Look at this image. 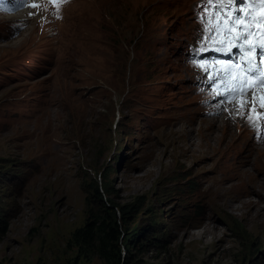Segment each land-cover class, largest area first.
<instances>
[{"label":"rangeland","instance_id":"rangeland-1","mask_svg":"<svg viewBox=\"0 0 264 264\" xmlns=\"http://www.w3.org/2000/svg\"><path fill=\"white\" fill-rule=\"evenodd\" d=\"M206 4L0 11V264H105L72 240L97 185L129 264H264V143L239 114L264 90L218 103L197 67L218 46Z\"/></svg>","mask_w":264,"mask_h":264},{"label":"snow or ice","instance_id":"snow-or-ice-1","mask_svg":"<svg viewBox=\"0 0 264 264\" xmlns=\"http://www.w3.org/2000/svg\"><path fill=\"white\" fill-rule=\"evenodd\" d=\"M20 2L21 4H25L27 3V0H20ZM31 6L33 8L38 7V5L36 4H33ZM253 6L254 5L252 4V0H248V8H251ZM261 6L264 7V0H262ZM204 7L212 13L211 19L213 21H216V23L209 29L210 35L206 38L205 46H207L208 41L213 40V35H219L220 24L223 21H227L231 27H235V25L241 21L240 13H244L246 17L251 15L250 11H248L247 8H241L238 6V0H207V4ZM225 9H227V11H225ZM0 11L11 12L13 11V9L6 6L2 2V0H0ZM218 17L219 19H217ZM205 18H208L207 12L205 13ZM261 23H264V21H261ZM240 32L241 35L235 37L236 43L234 47L240 48L242 52H249L252 51L254 47H259V58L260 60H264V44L252 45L248 48H243V42L248 38L249 35L252 34V30L249 29L245 31L243 27H241ZM226 35H231V31L229 30ZM220 47H225V45H220ZM228 54L230 55L231 53ZM236 63L242 64V70L247 76L253 77L258 80V86H264V68H262L259 63L254 64L251 61H234L232 66H235ZM197 67L203 68L206 72L208 70V65L205 64H197ZM222 79L226 80V77L216 75L210 78L211 86L214 89L213 95L223 96V100L218 101V103L234 102L237 92L229 90L227 83H224L221 86L224 89L223 91H221V88L216 87V85L219 84ZM247 94L248 90L239 93V95L242 96H247ZM248 103L249 102H245L240 106V115H243V109L247 107ZM247 119L254 128L257 127L258 121L253 120L251 116H248ZM259 131L261 138L264 139V116L260 117Z\"/></svg>","mask_w":264,"mask_h":264},{"label":"trees","instance_id":"trees-1","mask_svg":"<svg viewBox=\"0 0 264 264\" xmlns=\"http://www.w3.org/2000/svg\"><path fill=\"white\" fill-rule=\"evenodd\" d=\"M100 177V180H102ZM107 190L102 186L94 189V198L98 200L100 208L97 213L86 222L85 226L77 229L73 234V242L80 249L96 247L101 260L105 264H129L126 250L122 243V225L125 218L124 209H118L108 201ZM111 209L108 215L105 209ZM9 224L1 221L0 240L7 234Z\"/></svg>","mask_w":264,"mask_h":264},{"label":"bare ground","instance_id":"bare-ground-1","mask_svg":"<svg viewBox=\"0 0 264 264\" xmlns=\"http://www.w3.org/2000/svg\"><path fill=\"white\" fill-rule=\"evenodd\" d=\"M25 18L26 17H23V16L13 17V19H18V20H22V19H25ZM249 95H251V94H249ZM240 96H242V95H240ZM235 99H236V97H235ZM263 106H264V97H261V98L257 99L254 102L253 105H247V107L243 109V115H246V116L249 114V112H254L253 118H254V120L258 121L257 127L254 128L251 123L250 124L247 123L246 124V127L250 128V125H251L252 128L255 129L259 133V136L257 138V141L260 142V143H262V142L264 143V139L261 138L260 131H259V128H260V117L264 116V110L262 109ZM229 135L234 136L232 134H229ZM232 201L233 202H236L237 200L235 199V200H232ZM247 202L252 203L251 201H246V203ZM247 207H249V208L255 207L256 208L258 206L257 205H255V206L254 205H249Z\"/></svg>","mask_w":264,"mask_h":264}]
</instances>
